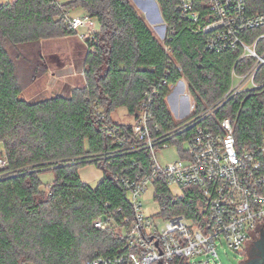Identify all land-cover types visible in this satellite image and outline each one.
I'll return each instance as SVG.
<instances>
[{
    "label": "trees",
    "instance_id": "16d2710c",
    "mask_svg": "<svg viewBox=\"0 0 264 264\" xmlns=\"http://www.w3.org/2000/svg\"><path fill=\"white\" fill-rule=\"evenodd\" d=\"M167 25L160 42L129 0H14L0 5V264H82L126 251L127 240L113 231H98L92 223L117 209L130 211L117 177H135L151 169L148 151L88 162L91 155L117 148L104 132L105 125L129 131L112 120L125 109L136 120L143 110L144 94L155 87L152 126L167 133L179 126L166 103L170 86L185 79L198 115L229 89L231 72L240 51L216 53L205 49L206 35L180 16L179 0H156ZM249 14L263 13L264 0H245ZM79 9L99 24L87 41L85 86L69 94L27 102L9 47L31 46L72 36L64 12ZM144 13L148 15V11ZM151 25H154L153 22ZM264 33L250 32L247 39ZM264 45V44H262ZM167 47L168 51L165 49ZM243 60L242 74L252 65ZM181 68V71L178 68ZM166 77L167 85L160 81ZM264 81V69L257 82ZM230 118L236 146L253 149L264 132V87L233 98L200 125L218 131ZM185 135L172 144L183 145ZM95 166L102 180L91 186L79 171ZM50 173L51 183L40 176ZM197 195L185 190L176 199L163 182L156 183L154 198L163 217L195 213ZM120 217H118L119 220ZM177 264H184L177 260Z\"/></svg>",
    "mask_w": 264,
    "mask_h": 264
},
{
    "label": "built area",
    "instance_id": "2783aa9c",
    "mask_svg": "<svg viewBox=\"0 0 264 264\" xmlns=\"http://www.w3.org/2000/svg\"><path fill=\"white\" fill-rule=\"evenodd\" d=\"M176 10L181 17L196 24V33L206 35L207 51L241 52L231 72L230 87L215 104L198 115H194L196 104L185 88L183 95L192 101L189 108L192 114L176 122L179 126L167 133L158 134L156 124L151 127L155 87L144 94L139 117L132 119L131 124H122L129 126L128 132L104 126V132L117 148L88 156V162L148 151L151 169L135 177L118 176L117 182L126 193L130 211H109L92 223L98 231L111 230L118 238H125L126 251L122 249L116 256L95 258L82 264H177V260L190 264L189 259L194 258H201L199 264H210L219 259V245L241 253L264 231V132L258 146L239 149L230 118L220 122L218 131L200 125L238 95L264 87V81L257 82L264 69V33L254 39L245 38L250 32L264 28V14H249L245 0H179ZM63 16L72 36H79V29L94 20L86 13L74 16L68 11ZM165 28L167 33L166 24ZM97 32H90L87 41L93 40ZM165 40L166 35L162 44ZM245 59L254 62L238 74L236 68ZM165 80L166 77L160 80L163 85H167ZM185 134L181 147L172 144ZM174 145L178 148V159L161 164L158 151L163 153ZM160 181L170 192L172 188L181 189L179 196L171 192L176 199H183L188 189L197 195L192 217H163L155 198L148 206L145 196L150 188L155 195L156 183Z\"/></svg>",
    "mask_w": 264,
    "mask_h": 264
},
{
    "label": "rangeland",
    "instance_id": "374dc122",
    "mask_svg": "<svg viewBox=\"0 0 264 264\" xmlns=\"http://www.w3.org/2000/svg\"><path fill=\"white\" fill-rule=\"evenodd\" d=\"M13 1L14 0H0V5L8 4ZM59 1L60 3H66L72 0ZM129 2L145 20L156 38L160 42H163L166 35L165 24L160 20L162 14L159 17L155 12L152 0H129ZM145 10L148 11V15L144 13ZM159 11L161 12L160 6ZM72 14L74 16H85V12L79 9L73 10ZM150 22H153L154 25H151ZM91 23L92 24H89L87 27L85 26L79 29V36L58 37L31 46L9 47V53L16 64L17 78L23 88L21 97L24 100L27 102L43 101L58 94H69L71 90L85 86V60L89 51L86 43L87 37L90 36V32L99 31L98 22L94 19ZM180 81V84L175 85L174 88L171 89L169 93V95L171 94V98H166L168 109L171 115H173L175 122L180 121V119L175 116V111L171 108L172 105H170V102L172 104L177 95H183L185 92L190 94L186 80L181 79ZM184 88H186V90L183 93ZM191 103V99L189 102L187 101L185 116H190L192 114V111L189 109ZM112 120L118 124L132 123V119L128 116L125 109L117 110L113 114ZM1 151L2 146L0 145V152ZM178 157V148L175 145L169 147L163 153L158 151V161L161 164L174 161L178 159ZM82 171L81 176L83 179L91 173L90 169H83ZM40 178L46 184L51 183L53 180V176L50 173H44ZM92 186L94 185L92 184ZM171 192L175 196H179L182 191L178 188H172ZM145 200H147L148 206L152 205V201H154V192L151 188L145 196ZM246 252V249L239 253L231 250L226 245H219V259H217L216 262L212 261L210 264H242L246 258ZM200 261L201 258L189 259L190 264H199Z\"/></svg>",
    "mask_w": 264,
    "mask_h": 264
},
{
    "label": "crops",
    "instance_id": "0c3cea01",
    "mask_svg": "<svg viewBox=\"0 0 264 264\" xmlns=\"http://www.w3.org/2000/svg\"><path fill=\"white\" fill-rule=\"evenodd\" d=\"M184 90H185V88H184ZM184 90H183V92H184ZM179 94H181V93H179ZM187 101L189 102V100L187 98H185L184 95H177L175 101L172 102V104L170 102V105H172L171 108L174 109V111H175V116L179 117L180 121L189 117V116H185V114H186L185 106L187 104ZM172 117H173V115H172ZM83 169H87V170L90 169L91 170V173L89 175H87L86 177H84V179L81 176V171ZM83 169H81L79 171V176H80L83 183L91 185V186L93 184L94 186H96L102 180L103 173L100 170H98L95 166L91 165V166H87ZM82 172H84V171H82Z\"/></svg>",
    "mask_w": 264,
    "mask_h": 264
},
{
    "label": "flooded vegetation",
    "instance_id": "af4514ba",
    "mask_svg": "<svg viewBox=\"0 0 264 264\" xmlns=\"http://www.w3.org/2000/svg\"><path fill=\"white\" fill-rule=\"evenodd\" d=\"M255 242H249L246 246V258L243 264H249L251 261H257V264H264V260L260 251L254 244ZM249 247V248H248Z\"/></svg>",
    "mask_w": 264,
    "mask_h": 264
},
{
    "label": "water",
    "instance_id": "95a60500",
    "mask_svg": "<svg viewBox=\"0 0 264 264\" xmlns=\"http://www.w3.org/2000/svg\"><path fill=\"white\" fill-rule=\"evenodd\" d=\"M136 1H138V0H136ZM152 2L154 3L155 12L160 17L161 12L159 11L158 3L156 2V0H152ZM160 20L163 21L162 18H160ZM180 83H181V81L178 82V84H180ZM170 98H171V94L168 96V99H170ZM254 244L257 247V249L260 251L262 258L264 260V231L261 232L259 239L257 241H255ZM249 264H257V261H251Z\"/></svg>",
    "mask_w": 264,
    "mask_h": 264
}]
</instances>
